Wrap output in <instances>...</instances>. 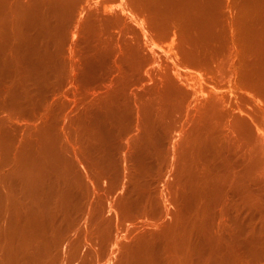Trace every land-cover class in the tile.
<instances>
[{"label": "bare ground", "instance_id": "bare-ground-1", "mask_svg": "<svg viewBox=\"0 0 264 264\" xmlns=\"http://www.w3.org/2000/svg\"><path fill=\"white\" fill-rule=\"evenodd\" d=\"M84 1L85 0H0V67H3L2 70L6 69V71H1L0 68V78H2L0 79V163L3 161L2 158L7 161V167L4 168L3 171H0V264H58L59 262L61 264H68L70 260L72 261V258H78L76 264H92V255L94 253L98 254L102 250L97 242L99 238L95 236L101 234L104 238L108 239L111 232H115V229L111 231L114 219V227L119 230L121 224L124 222H121L124 212H129V208L132 209V205L136 210H140L142 207L144 208V204L148 202V199L146 200L147 193L150 194V191L155 193V187L153 189L149 188V191L148 189L146 190V186H150L152 183V177L150 178V176L155 174L158 176L159 171L164 169V167L166 168L167 165L165 164H168V172L175 171L177 168V156H181L180 170L182 190L181 188L180 190L182 192L178 202L179 200H183V205L181 204L182 207L177 209L172 203L174 200L170 199L167 190L163 188L160 195H158L161 205H158H160L159 210L161 209L167 214V220L164 223L149 221L150 224L148 228L150 229L145 231H149L148 236H152H150V240L148 241L145 239V234L140 238L137 237L136 234L137 238H127L126 241H122L119 235H115L114 245L115 243L118 244L122 242V245H120L118 264H230L231 261L246 259L249 252L256 251H250L252 247H260L262 243L264 244V171H262V167L264 166V140H258V135L255 139L251 137L255 129L260 130V127L255 122L260 118L257 117L259 116L258 114L255 119L252 115L250 120L240 113L237 115L236 120H231L228 124L220 126L216 121L211 123V121L207 120V117L214 112L210 104L208 107L210 106L209 108L213 111L210 110L211 113L208 112L207 114L209 115H207V117H205L206 114L204 115L203 118L207 119L205 120L202 117L199 118L200 120H204L202 124L204 123L205 126H203L207 127V131L204 128L203 131H210L211 133L213 131V133H215L216 137H213L214 135L212 136L210 133L211 137L216 139L215 142H213L215 143L213 144L214 146L211 145L214 140H212L209 133L202 131V133L206 134L205 140H207V137L211 139H209L210 141L208 140L209 143L211 142V146L207 147L208 149L205 150L206 147L199 148L202 145L197 144L199 147L196 146L197 148H193L194 150L191 149V143H194L195 139L197 142L199 137L203 140L205 135L201 134V136H203L201 137L200 134L198 135L196 132L195 134L199 137H195L192 133L195 137V139H193V135H189L187 133L188 130L186 132L187 128H180L181 132L180 129L178 130V132H180V137L178 139L177 136L178 140L175 139L174 143L172 142V148L169 146V148L163 147V149L161 145L165 144L164 140L169 138V136L166 135L163 137V135L160 134L162 136L158 138V133L162 132L164 134L166 129L169 132L170 129H172L169 126L170 119L169 121L165 119V117L167 118L169 115V109H166V106L165 108L161 105L157 106L158 104H155L157 99L154 98V100H156L155 102L150 98L151 96L153 97L151 91V94H149L150 97L148 98L154 102L151 103L147 99L151 104H148L147 100L146 103L143 99L148 96V93H146L147 96L145 95L146 97L143 98L142 94L144 95V92L140 94L139 97H142L143 102L148 105L146 106L143 104L145 106H141V103L138 104V102H135L132 98L134 91L128 94L127 91H129V87H127V89L125 88L127 91H124L123 85H121V89L115 87L116 84H114V82L117 80L113 81L111 78L112 80H110V82H113L112 84L114 85L112 86L111 84V86H109L111 88H109L105 83L108 88L107 91L105 90L106 92L102 95L101 99L94 100L93 98L84 110H76L73 114H70L69 111L70 116L72 118L74 117L73 119L79 118V122H84L83 126L87 134L86 151L84 154L82 153L85 155L84 160L78 155L74 157L71 154V150H69L67 145L69 144L67 143L69 135L63 138L62 132L64 129L60 127V123H62L61 121L64 122L62 119H67V111H64L66 115L60 114L63 110H61V103L59 102L55 101L53 105L56 109L55 114L53 113L54 117L44 116L42 119L39 117L41 120L39 119L38 121L40 122H36L37 124L35 125L34 123H30L34 128L36 126L38 136L35 135L37 137L34 138L31 135V139L28 137L30 140L24 139L29 133L33 134L32 131L29 132V130L33 129L31 126L30 129L27 130L28 133L24 131V137L22 136L23 132L20 134L17 131L18 123H21V128L24 123L23 121L19 122V119V121L13 119V115L11 116L8 114L7 109L19 110L17 108H22L21 110L25 111L26 109H30L31 106H29V108L25 107L26 109L23 108L25 106L24 104V106H22L23 101L26 100L25 95L27 94L25 93L28 91V87H26V85H28L27 82V84L23 83L24 87L20 89V86H17L21 81L19 80L20 82H18L15 76L14 81H17V86L14 90L11 88L7 90V87L2 85L4 83V75L9 74L11 71H15L16 75H18L17 73H27L28 76L30 75L28 77L29 80L32 78V75H41L42 77L40 76L41 78L39 77V80H41L43 85H40V91L43 92L46 91L45 88L51 86L50 83L52 82L53 84L54 81H56V85L61 87L57 84L58 82L64 81L60 78V75H65L67 78V75H70L69 77H71L72 80L82 75L85 82H90L92 79L94 81L98 75H115V77L117 75L126 76L127 70L131 69L132 71L134 68L138 69V66L143 62H147V60H156V57L159 56L155 50L159 45H155V47L154 40L149 42V46L148 41L143 44L139 42L140 40L138 41L137 38L139 36L134 38L135 36L132 35V37H128L129 41L127 40V42L126 35L125 42L128 45H126L127 49L125 50V46L121 44L122 41H120L119 38L117 42L115 41L117 36L113 34L116 33H113L114 31L108 26L112 21L118 22L120 16L116 12L119 11L113 8L115 11L114 13L112 10H106L105 7V9L102 8L104 10H101V6L99 7V4H92V0H87L83 3ZM107 3L108 2H106V4ZM151 3V12L149 11L150 15L148 22L147 19L146 21L143 20L146 18L145 16V18L140 17L142 22L138 21L139 16H137V19L132 17L131 22L134 21V25L138 24L141 26L142 24V29L145 34H143V36L153 39L157 38L155 37L156 35L165 33L163 32V26L167 18L172 17L173 19H179L182 17L187 21L184 22L183 20L185 27H187L188 23L191 24L197 21L199 25L196 29V25L194 27L191 24L194 27L193 29H195L192 32H190L192 28L189 32H187L188 28H185L188 34L184 33L185 38H182V40H185L183 41L185 44L187 42L190 43V48L194 50V54L198 55L197 57L201 62L204 58H206L208 62H212L213 57L218 59V57L213 54V56L211 55L212 57H210L209 49L210 47H214L213 45H209L210 43L215 42L216 51L227 50V46L224 45L223 42L228 40L229 37L232 39L237 37V30L235 29V31L232 28L234 24H230L231 21L229 20H231V18L229 19L227 14V12L230 13L231 11L230 3H223L220 0H154ZM147 4L149 3L147 2ZM80 5L81 8H83L81 11H79L80 8H78ZM107 9L109 8L107 7ZM124 10L125 9L122 11L125 12ZM131 14L134 13H128V15ZM122 19L123 21L121 22H124V18ZM120 20L121 19H119V23ZM128 22H130L129 19L127 23ZM183 22L180 23L183 25ZM147 23L149 29L145 27ZM170 23L171 22H169V24ZM122 24H119V26L121 25L122 27ZM176 25L175 29H177ZM218 26H220V30L217 29ZM133 27L134 26H132V28ZM233 27L235 28V25ZM109 29L112 31L109 33L113 34L107 39L108 36L106 37L104 34L106 32L108 33ZM166 29L169 30L167 27ZM130 30L131 27L128 31ZM220 31L222 41L219 36ZM124 34H128V32L125 31ZM137 35H139V33ZM128 36H130V34H128ZM260 37L264 38V31L260 32ZM113 39L115 42H113ZM150 43L153 45L150 46ZM252 48L254 52H245L243 54L247 59V61L243 60L246 64V68L244 69V74L246 75H243V77L249 76V81L259 82V78H257L259 58L261 59V52L264 51V46L259 44ZM202 49L205 51L203 52ZM233 49H235V46ZM232 51L233 50L229 52L232 53ZM85 54L86 56L84 57ZM231 55L232 54H230V57ZM225 56L227 57V55ZM243 56L241 58H243ZM248 56L250 58H248ZM208 57L212 59L210 60ZM206 60L202 63L206 62ZM222 60L220 59L219 63H221ZM261 60L263 61V58ZM229 61L228 63H231ZM232 61L234 60L232 59ZM213 62L215 61L213 60ZM213 62L209 63L208 66L213 64ZM155 63L159 64L157 61ZM221 64L223 65V62ZM160 65L162 66L161 63ZM164 67L163 65V67L160 68L163 69ZM227 68L229 69V67ZM236 68H233V70L235 71ZM147 70V74L155 75V70L152 69L154 73H152V71L150 73ZM156 70H158V68H156ZM221 70L225 73L224 68ZM239 71L240 69H238V72L235 71L234 74L236 72L235 75H239L241 72L243 73L242 70ZM180 72H177V74L182 73ZM233 72L231 73L232 75ZM133 74L135 75V73ZM44 75L45 78H43ZM53 75H59L60 77H58L62 81H58L57 79L59 78L56 79V77L54 78L56 80L52 81L51 76ZM159 75L161 74L159 73ZM238 75L236 78L239 77ZM255 75L257 79H254ZM103 76L101 77L103 78ZM130 76L128 74L126 76L127 79H121L126 81ZM168 76L170 77L171 75ZM223 76L224 75H221L220 78H223ZM97 78L98 80L100 79L99 76ZM153 78L155 79V77ZM230 78H235V76ZM175 79L177 80V78ZM225 79L228 80V78ZM235 79L234 81H236ZM231 80L228 82H233V79ZM152 81L154 80L152 79ZM81 82L84 83V80ZM178 82L179 81L176 83L178 84ZM21 83L19 85H21ZM152 83L155 85L154 82ZM261 83L258 85L255 83L253 85H256L255 87L257 89V86H262ZM32 84L36 86V84L31 81V85ZM39 84L40 83H38V85ZM54 85H52V87ZM14 86L15 85H13V87ZM173 87L172 89L169 88V91L173 90ZM161 89L162 88H160V90ZM47 90H50V88ZM52 90H54V87ZM163 90H165V88ZM102 92L104 93V89L101 93ZM135 93L134 95L136 96L137 94ZM170 93L167 95L168 100L172 99V93ZM174 93L176 94V91ZM56 94L57 93H55V96ZM61 94L63 95V93ZM180 94H182V92L177 93L179 96ZM48 95L47 99L49 100ZM96 95L98 97L101 96L98 94ZM96 95L94 97H96ZM31 96L36 97L34 94ZM58 96H56V98H58ZM33 97H31V99ZM76 97H69L66 95L63 97L62 102H68L69 105L71 103L72 110H74L76 102L78 101ZM158 97L160 96H157V98ZM208 97L205 100H207ZM214 97L211 96L209 100L213 98L212 101H216L217 99L216 102H219L222 99L221 97H217L214 100ZM23 98H25V100ZM60 98L59 100H61ZM177 98L178 97H176V99ZM181 98L184 97L181 96ZM42 99L43 98H41V100ZM28 100L30 101V99ZM135 100H139V98ZM142 100H139V102ZM205 100L202 103L207 102ZM178 101L179 100H177V102ZM44 102L48 101L46 100ZM171 102H173V100H171L170 103ZM29 103L31 102H28V105H30ZM34 103H31V105ZM49 103L50 102H48V104ZM83 103L84 102L79 104ZM170 103H165V105L168 104L169 106ZM179 103L180 102L177 104L174 101V104L170 107H175V111L179 112L181 106ZM36 104L38 105V103L34 105ZM66 104L67 103L64 105ZM178 106L179 108L176 110ZM205 106L206 103L204 104V107ZM37 107L39 108L40 105ZM208 107L206 111H209ZM32 108L34 107H31V109ZM51 108L49 107V109ZM49 109L45 108L43 113ZM196 109L199 110V106L198 108L196 107ZM198 110L195 111L197 112ZM261 110L264 109L262 108ZM52 111L54 112V110ZM190 111L193 110L191 109ZM27 112L34 113L28 110ZM39 112L36 113L41 115V112ZM31 113H29V115H32ZM36 113L33 115L35 116ZM48 113L49 112L46 114ZM198 113L200 112L198 111ZM60 115L65 117L62 116L61 118ZM178 115L177 113L175 115L177 119L181 117V115L179 117ZM190 115L192 116L193 114ZM190 115H188L189 118L193 120L194 117ZM200 116L202 115L200 114ZM173 118L175 117L173 116ZM257 118L258 120H256ZM185 121L189 120L186 119ZM205 121H208L209 125ZM177 122L179 124L182 123L181 121V123L179 121ZM3 123L5 127L2 125ZM132 123H135L139 133L136 134V136L132 134L135 137L131 135L132 138H125L126 140L121 138L123 135L118 138V134L120 135L125 130H132L129 128ZM26 124H28V121ZM62 124L64 125L65 123ZM187 124L188 123L184 124V126ZM211 124L212 126L215 125L216 129L213 127L214 130H212ZM195 125L196 124H194V129L197 128ZM135 126L133 129H135ZM168 126L170 129H168ZM174 126H176L175 130L177 131V125L174 124ZM181 127L183 126L181 125ZM21 128L19 131H21ZM25 128L27 129V127ZM163 128H166L165 132L160 131L163 130ZM191 128L188 126V129L192 132L193 128ZM34 133L36 132L34 131ZM170 134L171 138L175 135L173 132L169 133V135ZM207 134L209 136H207ZM124 135H127V133H124ZM162 137H166L163 140L164 143L161 141ZM33 142H36L34 143L36 144L35 147H32ZM198 143L200 144V140ZM197 149H201V152L196 155L195 152L198 151ZM169 156L171 157L168 159L169 162H167L168 160L166 158ZM164 159L167 161L164 162ZM1 165H3V163H1ZM168 172L166 171L167 174ZM164 174L165 171L163 175ZM102 175L105 177L103 180L105 188L100 191L98 188V178ZM133 176L134 180H132ZM167 176L168 175H166V178H168ZM119 178L124 188L119 198L120 209L115 207L114 202L111 201L112 199H109L108 193V188L112 185V182L118 181ZM170 180L169 182L171 183L172 181ZM148 183H150V185H148ZM177 183H180V181ZM106 199H109L108 203L110 208L107 213H104V206L106 205L103 201ZM150 202H154L153 206L156 207V197ZM192 203H195V208H193ZM191 208H193L194 211ZM190 209L193 213H190ZM173 210L178 214L175 217L174 214L172 215L171 213ZM82 215H85L83 222L80 221ZM77 223L80 225L77 226ZM81 229V232L84 230L83 236L79 234ZM97 229H99L100 232H98ZM151 229L152 231L150 232ZM94 237L96 241H94ZM149 243H151V250L145 249V258L143 262L141 261L142 258L141 260L139 258L140 251L143 253L144 246ZM123 246H126V248L122 249L121 247ZM103 247H105V245H102V248ZM134 259H139L140 261L133 262L132 260ZM253 260L255 261V259Z\"/></svg>", "mask_w": 264, "mask_h": 264}, {"label": "rangeland", "instance_id": "rangeland-1", "mask_svg": "<svg viewBox=\"0 0 264 264\" xmlns=\"http://www.w3.org/2000/svg\"><path fill=\"white\" fill-rule=\"evenodd\" d=\"M83 1V0H82ZM85 1H87V0H85ZM85 1L83 2V3H85ZM93 1V2H92ZM91 2H92V4H99L98 6L100 7V9L101 10H104L105 8H106V10H109V11H114V10H116V11H119V12H116L117 14H119V16H120V18L119 19H121L120 20V23H119V19H118V22L116 21V22H114V21H112L111 22V24L110 25H108L109 26V28L112 30V31H114L113 33H116V34H113V33H109V32H112V31H110V29H109V31H108V33H107V35H106V33L104 34L106 37H107V39H109V37L111 36V34H113V35H116L115 37L117 38V39H115V41L117 42L118 41V38H119V40L120 41H122L121 42V44H123V46H125V50L127 49V46L126 45H128L126 42H125V36L127 35V39H126V41L130 38V37H132V35L133 36H135L134 38H137L138 36V41L139 42H142L143 44H145V42L146 41H148V46H149V42H152V40H154V42H155V44H154V46L156 45V46H158V47H154L155 48V50H156V52L158 53V57H156V60H147V62H146V64H145V62H143L142 64H140V66H138L139 68L138 69H136V68H134V69H132V71H131V69L130 70H127L128 72H126L127 73V75L129 74V76H130V73H131V76H130V78H128V80H126V81H123L121 78H123V79H127V75L126 76H116L115 77V75L114 76H108V75H105V76H103V75H98L99 76V80H98V76L94 79V81H93V79L90 81V82H88V81H86L85 82V79L83 78V76L82 75H80L77 79H75V80H72L71 79V77H69L70 75H67L68 76V78L65 76V75H63L64 76V78H63V76L62 75H53V76H51L52 77V81H54V80H56L57 78H62L64 81L63 82H58L59 80L60 81H62L60 78L59 79H57L58 81V83L57 84H59L61 87H59L58 85H56V81H54L53 82V84H52V82L50 83L51 84V86H49V87H46L45 89H46V91H43V92H41L40 91V85H43V83L41 82V80H39L41 77L40 76H38V75H32L31 77L32 78H30V80L28 79V77L30 76H28V74L27 73H17L18 75H16V72L15 71H11L9 74H7V75H4V78L6 79H4L3 78V80H4V83L2 84L3 86L5 85L6 87H7V90H8V88H11V89H15L16 88V86H17V81L18 82H20L21 83V85H19L20 83H18V86L17 87H19L20 86V89H21V87L23 88L24 86H23V83L25 84L26 82L28 83V85H26V87H28V91H26V93L25 94H29L28 96L27 95H25L24 97L26 98V100H25V98H23L25 101H23V103H22V106H24L23 108H29V106H31V107H34V108H32L31 109V107H30V109H24L25 111H22L21 109L22 108H17V109H19V110H21V111H19V110H16V109H7V112H8V114H10L11 116H12V118L13 119H16V120H18L19 122H22L23 121V127L21 128V123L19 124L18 123V125H17V131L21 134L22 132V136L24 137L25 135V133L27 132L28 133V131L27 130H29L30 129V126H31V124H33L34 123V125L35 124H37L38 122H40V121H38L40 118L39 117H41V119H42V117H44V116H46V117H54V114H55V106H53L54 104H55V101L56 102H59V103H61V110H63V111H61L62 113H60V114H63V115H66V117H67V119H62V120H64V122L63 121H61L62 123H65L64 125H65V127H64V125L62 124V123H60V127H63V129H64V133L62 132V134H63V138H66L67 137V135H69L68 136V141H67V143H69V144H67L68 145V147H69V150H71V154L75 157V156H80V157H82L83 158V160L85 159L84 157H85V155H83L84 154V152L86 151V141H87V134H86V130H85V128H84V126H83V124H84V122H79L78 120H79V118L78 119H73L71 116H70V114H73L74 113V111H76V110H84L85 108H86V106H87V104L90 102V100H92L93 98H94V100H98V99H101L102 98V95L103 94H105V92L107 91V88L109 87V86H111V84L113 83H111L110 82V80H112L113 79V81H116V82H114V84H116L115 85V87H118L119 89H121L122 88V86L121 85H123V87H124V91H127L126 89H127V87H129L128 88V90L129 91H127V93L129 94L130 92L131 93H133V91H134V93L135 92H137V93H135V94H137L136 96L134 95V93L132 94V98L134 99V101L136 102H138V104L139 103H141L140 105L141 106H147L150 102L151 103H153L154 101L156 102V100H154V98H156L157 99V102L155 103L157 106H159V105H161L163 108H165V106H166V109H169V111H168V114L170 115H168V117L166 118L165 117V119H168L167 121H169V119H170V121H169V126H170V128H172V129H174V130H172V129H170L169 128V126H168V129H170V132L169 131H167V129L166 128H163V130H160V131H163V132H165V129H166V134L164 133H162V132H159L158 133V135H159V137L158 138H160L162 135H163V137L164 136H166V135H168L169 136V138H166V140H164L165 138H163L162 137V142L164 143V141H165V144L164 145H161V148H165V147H168L169 148V146L171 147V146H173V143H174V141H175V139H177V136H178V139H179V137H180V132H181V129L182 128H187L186 129V132H187V130H188V134L189 135H195V137H199V136H197L195 133L197 132V134L199 135L200 134V136H201V134L202 135H205V137H203V136H201V137H203L202 139L204 140H201V138L199 137V139H198V141L196 142V139H195V137H194V135L192 136L193 137V139H195V142L193 143L192 142V140H191V142L193 143H191V149H193V148H195L196 146H198V145H202V146H198L199 148H201V147H206V149L205 150H207L208 148L207 147H210L211 145H213V144H215V143H213V142H215V140L216 139H214L213 137H216V135H215V133H213V131L212 130H214L213 129V127L216 129V127H215V125L214 126H212V124H211V126H212V133L209 131V132H205V131H203L204 129L207 131V127H204L205 126V124L203 123L202 124V122H204V120L203 119H205V118H203L204 117V115H205V117H207V115H209V114H207L208 112L209 113H211L210 112V110L211 111H213L212 109H214V112H212L213 114H211V115H209L206 119L208 120V121H211V123L213 122H218L219 124H220V126H222V125H224V124H228L231 120H236V118H237V115L238 114H240V113H242L243 115H245L246 117H248V119H250L251 117H252V115H253V117H254V119L256 118V116H257V114L259 115V116H257L258 118H259V120H258V118L256 119V120H258V121H255L257 124H258V126L260 127V130H258V129H255V132L252 134V139H255L256 138V136L258 135V140H261V139H263L264 140V110H261L262 108L264 109V85H263V79H264V51L263 52H261V59L263 58V61L259 58V69H258V74H257V78H259V82L261 83V85L263 86V88H262V86H257V89H256V85H253V84H260L259 82H255V81H252L251 79V81H249L248 79H249V76H245V77H243V75H246V74H244V69L246 68V64L244 63V61L246 60L247 61V59H246V57H244L243 56V54L245 53V52H248V53H250V52H254V50H253V46H257V45H259V44H261V45H263L264 46V38H262V37H260V32H262V31H264V0H220V1H222L223 3H230L231 4V8H230V13L229 12H227V14H228V18L230 19L231 18V20H229V21H231L230 22V24H234L235 25V28L232 26V28L235 30H237V37L235 38V39H232L231 37H229L228 38V40H226V41H224L223 42V44L224 45H226L227 46V50H218V51H216L217 49L215 48V42L214 43H210L209 45H213L214 47H210V49H209V54H210V57H212L213 55L214 56H217L218 57V59L217 58H215V57H213V59L212 58H210V57H208V59H212V62H213V60L215 61V62H213V64H210L209 66H208V64L209 63H212L211 61H207L206 60V58H204L203 59V61H205L206 60V62H204V63H202L201 62V60L197 57L198 55L197 54H194V50H192L191 48H190V43L189 42H187L186 44L183 42V41H185V40H182V38H185L184 37V35L187 33V32H189L190 31V29H191V31L190 32H192L193 30H195L196 28H197V26L199 25V24H197L198 22L196 21H194L193 23H191L194 27H195V25H196V27H195V29H193L194 27L191 25V24H187V27H185V23L184 22H187V21H185L184 20V18H179V19H176V18H172V17H170V18H172V19H170V18H167V20H166V22H165V25L163 26L164 27V30H163V32H165V33H161L160 35H156L155 37H157V38H153V39H150V38H148V37H144L143 36V34H144V31H143V29H142V27H143V25L141 24V26L140 25H138V24H135L134 25V21H132L131 22V19H132V17H134V18H136L137 19V16H139L138 18V21H140V22H142V20H141V18L140 17H142V18H145V19H143V20H145L146 21V19H147V22H148V20H149V15H150V12H151V9H150V7H151V2H153L154 0H150V2H149V0H92ZM195 1V0H194ZM106 2H108L107 4H106ZM147 2L149 3V4H147ZM82 3V4H83ZM105 3V4H104ZM104 5H106V6H104ZM107 5H109V6H107ZM149 5V6H148ZM105 7V8H104ZM107 7L109 8V9H107ZM125 7V8H124ZM78 8H80L79 9V11H81L83 8H81V5L80 6H78ZM85 8H86V6H85ZM102 8H104V9H102ZM110 8H112V9H110ZM113 8H114V10H113ZM123 9H125L124 11L126 12H123L122 10ZM84 10H86V9H84ZM128 10V11H127ZM131 11V12H130ZM150 11V12H149ZM134 13V14H131V15H128V13L130 14V13ZM148 12H149V14H148ZM114 13H115V11H114ZM121 13V14H120ZM138 14V15H137ZM136 15V16H135ZM229 15H230V17H229ZM145 16V17H144ZM131 17V18H130ZM122 18H124V22H121V21H123V19ZM128 19H129V21L130 22H128L127 23V21H128ZM187 19V18H186ZM127 20V21H126ZM172 20H173V22H174V20H175V22L173 23L172 22ZM183 20H184V22H183ZM125 21H126V23H125ZM203 21V20H202ZM234 21V22H233ZM169 22H171L170 24H169ZM183 22V25L181 24V23ZM200 22V21H199ZM233 22V23H232ZM122 24V27H121V25L119 26V24ZM129 23H130V25H129ZM136 23V22H135ZM177 23H179V24H176ZM236 23V24H235ZM116 24V25H115ZM124 24H126L129 28L131 27V33H130V31H128L129 30V28L126 26V25H124ZM133 24V25H132ZM126 27H124V26ZM137 25V26H136ZM146 26V28L147 29H149L148 28V23L147 24H145ZM175 25H176V28L177 29H175ZM117 26H118V28H117ZM132 26H134L133 28H132ZM167 28H169V30L168 29H166V27ZM182 26H184V27H182ZM188 26H190V27H188ZM192 26V27H191ZM120 27V28H119ZM136 27V28H135ZM123 28V29H122ZM185 28H188V30H187V32L185 31L186 29ZM134 29V30H133ZM218 30H220L221 28H220V26H218V28H217ZM166 30V31H165ZM235 30V31H236ZM125 31H127L128 32V34H130V36H128V34H124V32ZM143 31V32H142ZM168 31V32H167ZM174 31H176V32H174ZM134 34H133V33ZM118 33V34H117ZM139 33V35H137ZM176 33V34H175ZM185 33V34H184ZM71 34V33H70ZM110 34V35H109ZM124 35V37H123V35ZM136 34V35H135ZM163 34H165V35H163ZM188 34V33H187ZM121 35V36H120ZM145 35V34H144ZM175 35V36H174ZM120 36V37H119ZM159 36H161V37H159ZM220 39H221V41H222V37H221V31H220ZM114 37V38H115ZM121 37H123V38H121ZM129 37V38H128ZM123 39V40H121V39ZM148 39V40H147ZM158 39V40H157ZM175 40V41H174ZM114 41V39H113V42H115ZM129 41V40H128ZM127 41V42H128ZM107 42V41H106ZM157 42H158V44H157ZM126 43V44H125ZM193 44V43H192ZM196 44V43H195ZM207 44V43H206ZM151 45H153L152 43H150V46ZM188 45V46H187ZM234 46H235V49H233L234 48ZM158 48V49H157ZM216 49V50H215ZM237 49V50H236ZM159 52H158V51ZM165 50V51H164ZM203 50V52L205 51L204 49H202ZM231 50H233L232 51V53H230L231 52ZM235 50V51H234ZM230 51V52H229ZM167 52V53H166ZM227 52V53H226ZM228 52H229V55H228ZM233 52H234V54H233ZM237 52H240V53H237V55H236V53ZM85 53V52H84ZM160 53V54H159ZM215 53V54H214ZM213 54V55H212ZM219 54V55H218ZM230 54H232L231 55V57H230ZM81 55V54H80ZM161 55V56H160ZM212 55V56H211ZM225 55H227V57L225 56ZM239 55V56H238ZM240 55H242L243 56V58H241L242 56H240ZM82 56V55H81ZM86 56V54L84 55V57ZM221 57V58H220ZM158 58V59H157ZM222 58H223V60H222ZM236 62H234V61H232V59ZM248 58H250L249 56H248ZM220 59L222 60V62H223V65L221 64V63H219L220 62ZM187 60V61H186ZM218 60V61H217ZM230 60V61H229ZM244 60V61H243ZM153 61V62H152ZM157 61V63H159V64H156L155 62ZM159 61V62H158ZM193 61V62H192ZM196 61V62H195ZM228 61L229 62H231V63H228ZM149 62V63H148ZM199 62H201V63H199ZM218 62V63H217ZM151 63V64H150ZM160 63L162 64V66L160 65ZM176 63V64H175ZM207 63V64H206ZM214 63H217V64H214ZM235 63V65L233 66V64ZM143 64H145V65H143ZM198 64V65H197ZM199 64H200V66H199ZM202 64V65H201ZM218 64H220V65H218ZM229 64V65H228ZM232 64V65H231ZM142 65H143V67H142ZM163 65L165 66L163 69H161L162 67H163ZM178 65V66H177ZM2 66V65H1ZM157 66V67H156ZM159 66V67H158ZM211 66V67H210ZM221 66V67H220ZM225 66H226V68H225ZM236 68L237 66V70L235 69V71H237L238 72V69H240V71L242 70L243 71V73L241 72V73H239V77L238 78H236L237 77V75H235L234 74V70H233V68ZM236 66V67H235ZM142 67V68H141ZM158 68V70H160V71H158V70H156V68ZM161 67V68H160ZM186 67V68H185ZM188 67V68H187ZM227 67H229V69H230V71L231 70H233V71H229V69L227 68ZM231 67V68H230ZM1 68V67H0ZM3 68V67H2ZM2 68H1V71H6V69H4V70H2ZM155 68V69H154ZM160 68V69H159ZM166 68V69H165ZM220 68V69H219ZM224 68V70H225V73H223L224 71H222L221 69H223ZM145 71H143V70ZM148 69V70H147ZM152 69L153 70H155L154 72H155V75H153V74H147L146 73V70L147 71H149L150 73H151V71H152ZM182 72H180L179 70ZM133 70H136V71H133ZM138 70V71H137ZM176 70V71H175ZM226 70H228V71H226ZM131 71V72H130ZM143 71V72H142ZM158 71V72H157ZM161 71H165L164 73L163 72H161ZM175 71V72H174ZM239 71V72H240ZM13 72H15V73H13ZM153 71H152V73H154ZM177 72H180L181 74H177ZM233 72V75L235 76V78H230V77H234L231 73ZM125 73V74H126ZM133 73H135V75L133 74ZM156 73H158V74H156ZM159 73L161 74V75H159ZM163 73V74H162ZM165 73H169V74H165ZM222 73V74H221ZM11 74H13V75H11ZM24 74V75H23ZM27 74V75H26ZM142 74H144V75H142ZM146 74V75H145ZM162 75H163V77H162ZM168 75H171L170 77L168 76ZM173 75H174V77H173ZM176 75H177V77H176ZM221 75H224L223 76V78H220L221 77ZM242 76V79H241V76ZM260 75V76H259ZM15 76H16V80L14 81V79H15ZM59 76V77H58ZM101 76H103V78L101 77ZM107 76V77H106ZM155 77V79L153 78V77ZM182 76V77H181ZM3 77V76H2ZM12 77H13V80H12ZM18 77H19V79H18ZM40 77V78H39ZM56 77V79H54ZM105 77H106V79H105ZM114 77V78H113ZM125 77V78H124ZM134 78V80H133V78ZM168 77H169V79H168ZM228 78V80H226L225 78ZM253 77H254V75H253ZM33 78H35L37 81H40V82H37L35 79H33ZM43 78H45V75H44V77ZM83 78V79H82ZM102 78V79H101ZM112 78V79H111ZM131 78H132V80H131ZM137 78H140V79H137ZM175 78H177V80L175 79ZM180 78H181V80H180ZM186 78V79H185ZM201 78V79H200ZM229 78H230V80L231 79H233V82H228V81H230L229 80ZM244 78H247V79H244ZM250 78H252V77H250ZM256 78V75H255V78L254 79H257ZM263 78V79H262ZM0 79H2V78H0ZM109 79V80H108ZM115 79V80H114ZM152 79L154 80V81H152ZM185 79V80H184ZM203 79H205V80H203ZM225 79V80H224ZM234 79L237 81H234ZM253 79V78H252ZM20 80V81H19ZM82 80H84V83L83 82H81ZM110 82H108V81ZM176 80V81H175ZM224 80V81H223ZM23 81H25V82H23ZM31 81L33 82V83H35L36 84V86L34 85V84H32L33 85V87H32V85H31ZM35 81V82H34ZM73 81V82H72ZM97 81H99V82H97ZM103 81H105V82H103ZM133 81V82H132ZM156 81V82H155ZM158 81V82H157ZM175 81V82H174ZM177 81H179L178 82V84L176 83ZM184 81H186V82H184ZM190 83H188V82ZM232 81V80H231ZM7 82V83H6ZM15 82V83H14ZM94 82V83H93ZM127 84H131V82H132V84L130 85V86H132V87H130L129 85H127ZM152 82H154L155 83V85L152 83ZM174 82V83H173ZM254 82V83H253ZM26 83V84H27ZM38 83H40L39 85H38ZM61 83H62V85H61ZM73 83H74V85H73ZM107 84V86H106V84ZM118 83H119V85H118ZM152 83V84H151ZM168 83V84H167ZM181 83V84H180ZM184 83H185V85H184ZM187 83V84H186ZM6 84H8V85H6ZM55 84V85H54ZM76 84H78V85H76ZM103 84H104V86H103ZM114 84H112V86L114 85ZM125 84H126V86H125ZM167 84V85H166ZM171 84H173V85H171ZM177 84V85H176ZM13 85H15L14 87H13ZM38 85V86H37ZM52 85H54L53 87H54V90H52ZM159 85V86H158ZM174 85H176V86H174ZM192 85H194V86H192ZM30 86H31V88H30ZM35 86V87H34ZM77 86V87H76ZM119 86H121V87H119ZM151 86V87H150ZM166 86V87H165ZM174 86V87H173ZM55 87H57V88H55ZM75 87V88H74ZM104 87H106V88H104ZM167 87H168V89H167ZM172 87L174 88L173 90H171V91H169V88L170 89H172ZM176 87H178V88H176ZM181 87V88H180ZM194 87H196V88H194ZM31 90H30V89ZM48 88H50V90H47ZM59 88V89H58ZM109 88H111V87H109ZM117 88V89H118ZM126 88V89H125ZM160 88H162L161 90H160ZM165 88V90H163ZM176 88V89H175ZM180 88V89H179ZM187 88H189V89H187ZM260 88V89H259ZM44 89V90H45ZM74 89V90H73ZM104 89V93L102 92L101 93V91ZM118 89V90H119ZM149 90V92L151 91L153 94H151V92L149 93L148 92V90ZM6 90V91H7ZM106 90V91H105ZM131 90V91H130ZM187 90H188V92H187ZM190 90V91H189ZM202 90V91H201ZM217 90V91H216ZM64 91H66V92H64ZM157 91H158V93H159V95H158V93H157ZM176 91V94L174 93V92ZM180 91V92H179ZM201 91V92H200ZM69 92V93H68ZM145 92V94L143 95L142 93H144ZM172 93V99L171 100H173V102H171L170 103V101L171 100H168V94L169 93ZM182 92V94H180V96L179 95H177V93H181ZM188 94H187V93ZM195 92H197L198 93V95H197V93H195ZM216 94H215V93ZM39 93V94H38ZM42 93V94H41ZM53 93H54V95H53ZM55 93H57L56 94V96H58V98H56V96H55ZM61 93H63V95L61 94ZM139 93V94H138ZM146 93H148L147 95H146ZM157 95H156V94ZM170 93V94H171ZM35 95L36 97H33V96H31V95ZM37 94V95H36ZM49 94V95H48ZM96 94H98V95H101V96H97ZM140 94H142V97L144 98V97H146V98H140L139 96H140ZM149 94H151V95H153V97L151 96H149ZM161 94V95H160ZM210 94H212V95H210ZM214 94V95H213ZM42 95H43V97H42ZM47 95H48V97H49V100L47 99ZM71 96V97H76L77 98V100L79 101V103H82V102H84L83 104H79L78 103V101L76 102V106H75V109L74 110H72V104L70 103V105H69V103L68 102H65V103H67L66 105H64L65 103L64 102H62V100H63V97H65V96ZM96 95V97H94ZM131 95V94H130ZM146 95V96H145ZM155 95V96H154ZM177 95V96H176ZM195 95H197V96H195ZM215 95H217V96H215ZM38 96H39V98H38ZM40 96H41V98H43L42 100H41V98H40ZM45 96V97H44ZM51 96V97H50ZM63 96V97H62ZM80 96V97H79ZM93 96V97H92ZM157 96H160V97H158L157 98ZM162 96V97H161ZM165 96V97H164ZM178 97L177 99H176V97ZM181 96H183L184 98H181ZM198 96H199V98H198ZM206 96V97H205ZM209 96V97H208ZM214 97V100H215V98H217V97H221L222 99L219 101V102H216L217 101V99H216V101H212V99L213 98H211V100H209V98L210 97ZM31 97H33L32 99H31ZM61 97V98H60ZM135 97V98H134ZM148 97H150V98H152V100H154V101H152V100H150V98H148ZM197 97V98H196ZM203 97H204V100L208 97V99L207 100H205V101H207V102H204V103H202L204 100H203ZM22 98V97H21ZM30 99V101L28 100V99ZM37 98H38V100H37ZM48 101V102H50L49 104H48V102H44V101H46L45 99ZM50 98H52V99H50ZM59 98L61 99V100H59ZM80 98H81V100H80ZM91 98V99H90ZM95 98H97V99H95ZM139 98V100H147L148 101V104H146L147 103V101H146V103L145 102H143V100L142 101H140L139 102V100H135V99H138ZM180 98V99H179ZM185 98H186V100H185ZM238 98V99H237ZM34 99H35V101H34ZM160 99V100H159ZM162 99V100H161ZM166 99V100H165ZM176 99V100H175ZM197 101H196V100ZM28 100V101H27ZM51 100H52V102H51ZM177 100H179L178 102H180L179 104H181V106H180V108H179V106L178 107H176V110H177V108H179L180 109V111L178 112V111H175V107L174 108H172V107H170V106H172L173 104H174V101H175V103H177L178 104V102H177ZM183 100V101H182ZM43 101V102H42ZM54 101V102H53ZM167 101V102H166ZM28 102H31V103H38V105H40V107H41V109H40V107L38 108L37 106V104L36 105H31V103H29L30 105H28ZM143 102V103H142ZM191 102V103H190ZM53 103V104H52ZM64 103V104H63ZM78 103V104H77ZM150 103V104H151ZM161 103V104H160ZM165 103H170V105L168 106V104H166L165 105ZM190 103V104H189ZM206 103V106L204 107V104ZM207 103H209V104H207ZM24 104V105H23ZM52 104V105H51ZM143 104H145V105H143ZM201 106H200V105ZM211 104V108H209L208 107V105H210ZM27 105V106H26ZM43 105H44V107H43ZM49 105H51V106H49ZM194 107H192V106ZM195 105V106H194ZM203 105V106H202ZM21 106V107H22ZM35 106H36V108H35ZM57 106V105H56ZM198 106H199V110L198 109H196V107L198 108ZM49 107L51 108H54V109H49ZM168 107V108H167ZM207 107H208V110L209 111H206L207 110ZM262 107V108H261ZM42 108H44V109H42ZM45 108L46 109H49L48 111L46 110V111H44L45 113H43V110H45ZM80 108H82V109H80ZM171 108V109H170ZM190 108V109H189ZM39 109V110H38ZM172 109H174V110H172ZM178 109V110H179ZM188 109H189V112H188ZM193 110L194 111V113H193V111H190V110ZM198 110L200 113H198V111L196 112L195 110ZM201 109V110H200ZM13 110H14V112H13ZM27 110L28 111H32V112H34V113H31V112H29V113H31L32 115H29V113L27 112ZM36 110V111H35ZM51 110V111H50ZM52 110H54V112L52 111ZM41 112V115H43V116H41L40 114H38V113H36V112ZM64 111L66 112V114L64 113ZM69 111H70V114H69ZM173 111H175V112H173ZM257 111V112H256ZM13 112V113H12ZM16 112H18V113H16ZM21 112V113H20ZM25 112H27V113H25ZM39 112V113H40ZM47 112H49L48 114H46ZM261 112V113H260ZM15 113H16V115H15ZM36 113V115L34 116L33 114H35ZM54 113V114H53ZM175 113V114H174ZM176 113H177V115L178 114H180L181 115V117H179L180 115H178V119H180V120H178L177 119V116H175L176 115ZM188 113H190V114H193L192 116L190 115V114H188ZM252 113H254V114H252ZM38 114V115H37ZM173 114V115H172ZM197 116H196V115ZM200 114L202 115V116H200ZM63 115H60V117L62 118V116ZM186 115V116H185ZM188 115H190L191 117H194V119L192 120L191 118H189V116ZM195 115V116H194ZM16 116V117H15ZM173 116L175 117V118H173ZM187 117V118H185V117ZM19 117V118H18ZM63 117H65V116H63ZM70 117H71V119H70ZM172 119H171V118ZM199 117H202L203 119H201L200 120V118ZM184 120H183V119ZM198 118V119H197ZM40 119V120H41ZM69 119V120H68ZM189 120V121H185V120ZM192 121H191V120ZM205 119V120H206ZM66 120H67V122H66ZM173 120V121H172ZM183 120V121H182ZM197 120V121H196ZM251 120V119H250ZM25 121V122H24ZM27 121H28V124H29V126H28V124H26L27 123ZM81 121V120H80ZM177 121H181L182 123L183 122H186V123H188L187 125L189 126V128H193L194 129V124H196L195 126L198 128L199 126H201L199 129H197V128H195L194 129V132H193V129H192V132H191V130L190 129H188V126L186 125V126H184V124H186V123H181V124H179ZM191 121V122H190ZM206 122V123H208V125H209V122ZM37 122V123H36ZM193 122V123H192ZM199 124H198V123ZM31 123V124H30ZM190 123H191V127H190ZM172 124H173V126H174V124L175 125H177V131L175 130L176 129V126H172ZM192 124H193V126H192ZM198 124V125H197ZM4 127H5V125H4V123L2 124ZM25 125V126H24ZM63 125V126H62ZM135 126V123H132V125L129 127L130 129H132V130H125L124 132H122L120 135L118 134V138H119V136L121 137L122 135V139H125V138H130L131 137V135L132 134H135V136H136V134H138L139 133V130H138V128H137V126H135V129H133V127ZM181 125L183 126V127H181ZM204 125V126H203ZM179 126V127H178ZM25 127H27V129L25 128ZM31 127H33V126H31ZM209 127V126H208ZM20 128H21V131H19L20 130ZM24 128H25V130H24ZM181 128V129H180ZM204 128V129H203ZM32 129V128H31ZM33 129H34V131L36 132V133H34V131H33ZM33 129L32 130H29V132L30 131H32L33 132V134L31 133H29L28 135H30V136H28L27 135V137H25L24 139H28V140H30L31 138V135L35 138V137H37L38 136V133H37V129H36V126H35V128L33 127ZM36 129V130H35ZM180 129V132H178V130ZM134 130H136V131H134ZM137 130H138V132H137ZM172 130V131H171ZM199 130V131H198ZM24 131H25V133H24ZM65 131H66V133H65ZM129 131V132H128ZM131 131V132H130ZM174 131H176V132H174ZM190 131V132H189ZM202 131L203 132H205V133H209V135H210V133H211V135L213 136V137H211V135H210V137L212 138V140H214V141H212V144L210 145V143H209V141L211 140L210 138H208L207 137V140H205V138H206V134H204V133H202ZM167 132H168V134H167ZM171 132H173L174 134V136L171 138V134L169 135V133H171ZM199 132V133H198ZM201 132V133H200ZM124 133L126 134L127 133V135H124ZM176 133H179V134H176ZM193 133V134H192ZM37 136H36V135ZM160 134H162V135H160ZM208 134H207V136H209ZM126 136V137H125ZM133 137H135L134 135H132ZM167 136V137H168ZM30 139H29V138ZM124 137V138H123ZM176 137V138H175ZM33 138V139H34ZM132 138V137H131ZM248 138V137H247ZM170 141H169V140ZM172 139V140H171ZM177 139V140H178ZM210 139V140H209ZM249 139V138H248ZM126 140V139H125ZM164 140V141H163ZM199 140H200V144L198 143L199 142ZM209 140V141H208ZM250 140V139H249ZM35 141V140H34ZM202 141V142H201ZM72 142V143H71ZM173 142V143H172ZM34 143H36V142H33V146L32 147H35V145L36 144H34ZM71 143V144H70ZM162 143V144H163ZM209 143V144H208ZM166 144H167V146H166ZM196 144V145H195ZM198 144V145H197ZM204 144H205V146H204ZM32 145V144H31ZM75 146H77V147H75ZM214 146V145H213ZM72 147V148H71ZM77 148H78V150H77ZM163 148V149H164ZM167 148V149H168ZM172 148V147H171ZM170 148V149H171ZM197 148V147H196ZM166 149V150H167ZM169 149V150H170ZM77 150V151H76ZM194 150V149H193ZM196 150V149H195ZM198 151H194L195 152V154L197 155V154H199L200 152H201V149H197ZM202 150H203V148H202ZM70 152V151H69ZM83 153V154H82ZM171 156H169V157H167L166 159L168 160L169 158H170ZM2 159H3V161H2ZM1 159V163H3V165L5 166H3V165H1V163H0V165H1V167H0V171H3V169L4 168H6L7 167V161L6 160H4V158H2ZM166 159H164V162H166L167 160ZM177 168H176V170L175 171H173V172H175V173H173V172H171V171H169L168 172V170H167V166H168V164H165V165H167L166 166V168L164 167V169H166V170H164V169H162L161 171H159V174H158V176L155 174V175H151L150 176V178H151V181H152V183H151V185H150V183H148V185H150V186H146L147 188H146V190L148 189V191H149V188H151V189H153L154 187V191H155V193L153 192H151L150 191V194H148L147 193V197H146V200L149 202H147L146 200V202L147 203H145L144 204V208L142 207V208H140V210H136V208H134L133 207V205H132V209L131 208H129L130 210H129V212H127V213H123V217H122V219H121V222L122 221H124L122 224H121V227L119 228V230H118V228H116V227H114V225H115V219L113 220L114 221V224L112 223V225H113V228H112V230L111 231H114V229H115V232H111V234L113 235H111L110 234V237L107 239V238H104V236H102L101 234H97L95 237L97 238V236H98V238L99 239H97V240H99V241H97L98 243H99V245H100V247H101V252H99L98 254H93L92 255V264H118V262H119V256H120V245H122L121 243L122 242H120V243H118V244H116L115 243V245H114V242H115V238H116V236L115 235H119V237H120V239H122V241H126V239L127 238H129V239H135V238H137V237H142L144 234H145V239L148 241V240H150V236H152V235H150V236H148L149 234H148V232L149 231H145V230H149L150 228H148V225L150 224V220L151 221H155V222H158V223H164L166 220H167V218H168V216H167V214L166 213H164L161 209L159 210V207H160V205H161V203H160V199H158L159 197H158V195H160V193L162 192V190H163V188L164 189H166L167 190V193L170 195V199L171 200H174V202H172L174 205H175V207L177 208V209H180L181 207H182V205H183V200H179V202H178V199H180V195H181V190H182V179H181V170H180V161H181V156L180 157H178L177 156ZM180 159V160H179ZM5 161V162H4ZM167 162H169V160L167 161ZM5 163V164H4ZM163 171V172H162ZM164 171H165V174L166 175H168L167 177L168 178H166V175L164 174L163 175V173H164ZM166 171L168 172V174L166 173ZM262 171H264V166L262 167ZM157 172V171H156ZM161 172V173H160ZM158 173V172H157ZM264 173V172H263ZM171 175V176H170ZM176 175V176H175ZM172 177V178H171ZM104 176L102 175V176H100V178H98V188H99V190L100 191H102V190H104ZM171 179V180H170ZM132 180H134V176H133V179ZM169 180L170 181H172L171 183L169 182ZM180 181V183H177V182H179ZM164 183V184H163ZM167 184V185H166ZM111 185V184H110ZM123 185H122V183H121V179L119 178V180L117 181H113L112 182V185L108 188L109 189V191H108V193H109V199H112L111 201H113L114 202V205H115V207H117L118 209H120L121 208V206H120V202H119V198H120V196L122 195V192H123V190H124V188L122 187ZM167 186V187H166ZM169 186V187H168ZM179 186H181V187H179ZM179 188V189H178ZM180 188H181V190H180ZM150 189V190H151ZM180 190V191H179ZM171 191V192H170ZM152 193V194H151ZM177 193V194H176ZM112 195V196H111ZM173 195V196H172ZM110 196H111V198H110ZM174 196H177V197H174ZM156 197V201H157V204H156V207L155 206H153L154 204V202H150V201H152L154 198ZM152 198V199H151ZM108 199V200H109ZM149 199H150V201H149ZM177 199V200H176ZM181 199H182V196H181ZM108 200L106 199L105 201H103L104 203H105V205L106 206H104V213H107V211H108V209L110 208V206H109V203H108ZM180 201H181V203H180ZM152 204V205H151ZM158 204H160V205H158ZM182 204V205H181ZM193 204V208H195V203H192ZM157 205H158V207H157ZM155 208H157V209H155ZM193 208H191L192 210H193ZM107 209V210H106ZM191 209H190V213H193V211H191ZM106 211V212H105ZM173 212H174V210H173ZM173 212H171L172 213V215L174 214V217L176 216V215H178L177 214V212L175 213H173ZM113 216H114V213H113ZM84 217H85V215H82L81 216V219H80V221L81 222H83V220H84ZM80 223V222H79ZM78 224V223H77ZM81 224V223H80ZM80 224H78L77 226H79ZM82 225H83V223H82ZM76 226V227H77ZM84 226V225H83ZM83 228V227H82ZM116 230H117V232H116ZM139 230V231H138ZM144 230V231H143ZM82 231V229L79 231V234H81L82 236L84 235V230H83V232H81ZM97 231L98 232H100V230L99 229H97ZM142 231V232H141ZM152 231V229L150 230V232ZM97 232V233H98ZM115 233V234H114ZM143 233V234H142ZM136 234H137V237H136ZM147 234V235H146ZM141 235V236H140ZM112 236V237H111ZM93 238L94 239V241H96L95 239L96 238ZM101 238V239H100ZM104 239H105V241H104ZM119 239V240H120ZM105 242V243H104ZM102 245H105V247H103L102 248ZM264 244L262 243L261 244V246L260 247H252V249H250V251L251 250H256V251H251L252 252V254H251V252H249V255H247L246 256V259H243V260H238V261H231L230 262V264H264V246H263ZM122 249H125L126 248V246H123V247H121ZM131 248V247H130ZM258 248V249H257ZM143 249V248H142ZM141 249V250H142ZM145 249H150L151 250V243H149V244H147V245H145L144 246V250H143V253H141L142 251H140V255H139V258H140V260H141V258H142V260L141 261H143L144 260V258H145ZM143 255V256H142ZM254 255H255V257H254ZM258 255V256H257ZM141 256V257H140ZM135 258V257H134ZM248 258V259H247ZM250 258H251V260H250ZM253 259H255V261L253 260ZM77 260H78V258H72V261L70 260V262L68 263V264H76L77 263ZM139 260V259H138ZM138 260H136V259H134V260H132L133 262H136V261H138ZM139 260V261H140ZM248 260H249V262H248ZM257 260V261H256ZM259 260V261H258ZM242 261V262H241ZM246 261V262H245ZM144 262V261H143ZM60 263V262H59ZM58 263V264H59ZM61 264V263H60Z\"/></svg>", "mask_w": 264, "mask_h": 264}]
</instances>
